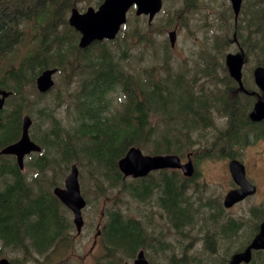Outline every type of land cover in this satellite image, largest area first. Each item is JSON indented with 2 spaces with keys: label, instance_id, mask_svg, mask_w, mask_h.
<instances>
[{
  "label": "trees",
  "instance_id": "16d2710c",
  "mask_svg": "<svg viewBox=\"0 0 264 264\" xmlns=\"http://www.w3.org/2000/svg\"><path fill=\"white\" fill-rule=\"evenodd\" d=\"M85 1L92 3L0 0V87L12 91L0 110V150L19 140L25 115L33 120L31 138L42 148L26 157L31 174L21 170L14 156L0 155V258L4 249H10L21 251L26 264H49L55 256L60 264L69 262H64L65 252L58 249H73V222L53 189L62 185L76 163L80 179L88 177L87 185L80 181L88 205L102 196L110 199L97 264L132 261L143 248L156 264L150 251L165 249L162 233L147 232L155 225L153 216L130 215L121 206L123 198L148 203L158 194L156 206L169 213L183 239L191 238L183 228L196 224L198 209L191 200L198 190L196 174L187 178L180 170L162 169L128 179L118 167L119 159L138 146L151 155L186 158L190 154L194 161L197 143L213 126L212 112L229 113L237 106L224 94L213 92L223 80L216 65L227 72L228 53L220 56L222 49L234 44L235 52L242 50L247 62L264 66V0H244L237 22L228 6L192 75L185 68L173 70L168 38L160 43L155 37L171 25L172 16L160 26L134 17V26L128 21L114 40L81 49L80 34L69 25V15L78 2ZM195 1L185 0L175 14L195 10ZM136 47H151L153 52L139 57L135 70L131 51ZM48 67H57L61 77L56 89L42 94L36 77ZM114 93L123 96L119 108L113 104ZM48 94L50 100L39 102ZM254 101L251 97L250 107ZM233 128L229 125L216 137L227 136ZM215 145V140L208 142L212 150ZM88 185L94 189L88 190ZM186 258L188 264L197 262V255L186 251L180 258L173 255L170 262L178 264ZM10 261L19 264L18 258Z\"/></svg>",
  "mask_w": 264,
  "mask_h": 264
},
{
  "label": "flooded vegetation",
  "instance_id": "af4514ba",
  "mask_svg": "<svg viewBox=\"0 0 264 264\" xmlns=\"http://www.w3.org/2000/svg\"><path fill=\"white\" fill-rule=\"evenodd\" d=\"M244 56L245 67L248 62L245 53ZM225 66L227 72L223 71L221 66L216 65L217 75H222L223 80L214 86L213 92L224 94L227 101L232 100L237 103V106L229 113L212 112L211 122L213 126L205 131L206 136L197 143L195 151V173L193 176L196 174L195 181L198 190L193 194L204 190L206 192L209 189L206 182L198 180L203 174L201 167L207 161L223 165L229 178V187L222 197L215 194L206 200L202 196L198 197L199 204L197 205L195 225H197L196 233L201 235L198 236L199 239L193 245L198 247L196 264H231L235 254L245 253L248 250L250 251V259L243 260L239 264H264V245L251 247L254 239L262 231L264 237V118L261 120L252 119V112L256 103L264 98V90L258 86L254 75L255 69L260 65L254 63L246 73L243 67V88L231 75L226 59ZM231 79L236 83L235 88ZM228 85H231V88H228ZM251 97L255 98L252 107L249 105ZM229 125H233L234 128L228 131L227 136L216 137ZM213 140H215L216 145L212 150L209 148L208 142H213ZM14 157L17 161L16 156ZM232 161H238L243 165L246 178L250 182L249 190L254 189V192L249 193L231 207H227L225 205L226 195L230 190L240 187L232 175ZM234 209H238L236 216L230 214ZM164 213L170 222L169 213L167 211ZM69 214L73 215V212L70 210ZM102 217L99 220V222L101 221V229L104 226L102 223L105 217L104 213H102ZM99 222L96 225V233ZM73 226H75L74 223ZM99 238L100 236L96 239L94 235L96 241L94 244L98 243ZM262 241L264 242V238ZM146 257L150 264H153L148 255ZM133 261L134 259L131 264ZM126 262L128 261H124L123 264ZM188 262L189 259L186 258L181 264H188Z\"/></svg>",
  "mask_w": 264,
  "mask_h": 264
},
{
  "label": "rangeland",
  "instance_id": "374dc122",
  "mask_svg": "<svg viewBox=\"0 0 264 264\" xmlns=\"http://www.w3.org/2000/svg\"><path fill=\"white\" fill-rule=\"evenodd\" d=\"M91 1V4H88L87 1H85L83 4L78 2L77 7L80 12L86 11L89 6H93L95 9H98L99 5L97 6L94 4L95 0ZM163 1V10L157 15L154 22H156V24L160 26L161 24L165 23L168 17L172 16L173 19L171 21V25L164 29V33H156L155 37L160 43H162L164 38L168 37L167 33L170 30H177L175 46L173 48H170L169 50L171 61L173 64V70L185 68L189 71L190 75H192L194 69L197 67L198 63H200V52L208 51V46H210V43L214 37L213 32L217 27L219 17L227 12L228 6H230V2L229 0H196L195 4L197 7L195 10L184 13L178 12L175 14V11L177 9H180L184 6L185 0ZM134 17L137 16L135 14V9L133 8L129 13V21L132 22V26H134ZM142 17H145L148 21V17ZM146 48L139 50L138 47H136L131 51V53L134 55L135 70L139 66V57H147L153 52L151 47ZM236 50L237 47L234 44H229L226 48L222 49L220 56H225L227 53L235 52ZM142 52L143 54H141ZM252 62L253 60L249 61L244 67L245 73L249 71ZM60 77L61 72H59L55 76L54 89L57 88ZM60 87L64 88V84L61 83ZM122 97L123 96L121 94H113V104L115 107H120ZM50 98L51 95L48 94L44 98L39 99V102L46 103L48 100H50ZM141 149L145 154H150L146 153L143 148ZM186 160L187 159H183V161ZM23 172L30 173L28 168ZM201 172H203L202 177L198 180L200 182H206L209 189L206 192L204 190L203 192H198L191 195V200L193 201L194 207H197V205L199 204V196H202L204 200L212 197L214 194L222 197L229 187V178L221 163L214 164L210 161H207L201 167ZM156 174L158 175L157 172ZM127 178L131 179V177ZM81 180L85 185L88 184V177L86 175H83L80 181ZM59 186H65V178L63 179L62 185ZM87 189L93 190L94 186L88 185ZM157 196L158 194L152 195L148 199V203H139L137 201H134L133 199L124 197L123 203L121 204L122 208L124 210H127L130 215H134L136 217H141L143 215L146 217L150 215L153 216L155 225L153 228L147 229V232H154L157 235H160L162 233V240L165 246L164 250L158 249L150 251L153 260L156 262V264H172L170 260L173 255H175L177 258H180L185 254V251L190 256L197 255L196 251L198 247L193 246L196 240L199 239L198 236L201 235L200 233H196L197 225L192 224L183 228V231L191 234V238L183 239L178 234L177 229L171 224V222H169L164 211L156 206L155 200ZM109 203L110 199L107 196H102L98 202H96L95 204L87 205V207L83 210L85 227L82 233L77 235L74 226L72 230H70L71 238L73 239V249H69L68 251L65 247H60L58 249V251L60 252H65V258L69 256L68 259H64V262L69 261L67 264H97V259L103 253V247L100 240H98L97 244H94V235L96 233V225L101 219L102 213H104L105 216V209L107 208ZM237 212L238 209H234L230 212V214H235L236 216L238 215ZM67 216L70 217V220L72 222L73 215L67 214ZM105 222L106 218L104 217L102 221L103 225L105 224ZM72 251L74 252V254ZM145 254L147 256L146 250ZM3 255L10 260L18 258L19 264H26L23 261V253L19 250L14 251L10 249H4ZM128 262L131 263L132 261ZM181 263L182 262H178V264ZM49 264H60L59 256H55L54 259L49 262Z\"/></svg>",
  "mask_w": 264,
  "mask_h": 264
},
{
  "label": "water",
  "instance_id": "95a60500",
  "mask_svg": "<svg viewBox=\"0 0 264 264\" xmlns=\"http://www.w3.org/2000/svg\"><path fill=\"white\" fill-rule=\"evenodd\" d=\"M234 10L236 19L238 18L244 0H229ZM163 0H103L98 9L90 6L86 11L80 12L77 7H73L69 16V24L80 33L78 46L87 49L93 43L104 40H114L123 26L128 21V12L136 7L137 16H148V23L152 24L156 15L162 10ZM177 38V30L169 31L171 46L174 47ZM226 63L231 75L240 83L243 88L242 76L245 63L243 51L239 53H229L226 56ZM58 68H46L40 72L36 78L37 89L40 93H47L55 85L54 76ZM256 83L264 90V66H258L255 71ZM12 94L0 87V110L5 107L6 99ZM264 118V98L260 99L252 112V119L261 120ZM33 123L29 115L23 119L22 133L19 140L4 146L0 150V155H15L17 163L23 170L25 158L32 152L41 151V146L30 136V127ZM190 157V155H189ZM232 175L234 180L240 185L239 188L230 190L225 197V205L231 207L234 203L242 200L254 189L249 190L250 182L246 178L244 168L238 161L231 162ZM118 167L125 177L141 178L149 175L152 171L162 169H180L186 177H192L195 173L194 162L188 158L187 162H182L178 154H145L141 148L130 147L126 154L119 159ZM240 167V168H239ZM79 168L77 164L71 166L70 173L65 178V186H56L54 194L73 212V223L77 233H81L85 224L83 209L87 205V200L82 195L79 181ZM264 227V224H263ZM263 232V231H262ZM260 233L253 241L251 247L264 245L263 233ZM100 231L96 234V237ZM250 259V251L237 253L233 256L231 264H239L243 260ZM0 264H12L6 258H0ZM125 264H130L126 262ZM133 264H150L142 249L138 252Z\"/></svg>",
  "mask_w": 264,
  "mask_h": 264
},
{
  "label": "bare ground",
  "instance_id": "6f19581e",
  "mask_svg": "<svg viewBox=\"0 0 264 264\" xmlns=\"http://www.w3.org/2000/svg\"><path fill=\"white\" fill-rule=\"evenodd\" d=\"M102 186V185H101ZM101 186H100V188H101Z\"/></svg>",
  "mask_w": 264,
  "mask_h": 264
}]
</instances>
